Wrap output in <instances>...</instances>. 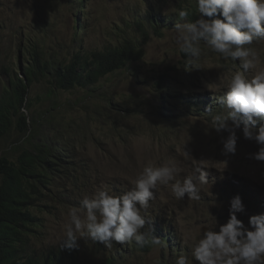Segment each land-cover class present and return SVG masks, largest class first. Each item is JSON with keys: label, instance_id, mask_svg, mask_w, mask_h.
I'll list each match as a JSON object with an SVG mask.
<instances>
[{"label": "rangeland", "instance_id": "obj_1", "mask_svg": "<svg viewBox=\"0 0 264 264\" xmlns=\"http://www.w3.org/2000/svg\"><path fill=\"white\" fill-rule=\"evenodd\" d=\"M243 2L211 23L205 0H0V96L21 75L25 36L68 61L128 36L144 50L91 95L74 89L47 99L48 84L30 88L32 109L50 111L79 166L46 191L32 250L72 244L75 264H97L103 253L122 255L121 264H264V0ZM192 6L196 22L185 14ZM160 77L170 88L195 84L187 100L205 104L194 112L168 105ZM178 91L177 102L186 96ZM29 133L5 137L0 153L31 150L38 137ZM156 232L176 238L168 249L184 250L175 261ZM114 240L122 249L108 247Z\"/></svg>", "mask_w": 264, "mask_h": 264}, {"label": "trees", "instance_id": "obj_2", "mask_svg": "<svg viewBox=\"0 0 264 264\" xmlns=\"http://www.w3.org/2000/svg\"><path fill=\"white\" fill-rule=\"evenodd\" d=\"M241 1L205 0L209 12L207 18L211 23H218L223 16L229 13L231 15V7L239 5ZM242 4H246L245 0ZM75 9L79 12L84 7L80 2ZM185 14L192 22L200 19L199 11L194 6ZM74 18L73 21H80L79 16ZM157 18L150 11L146 17L155 30L158 29V24L155 23ZM138 21L136 25L141 32L142 43H145L148 34L141 21ZM50 27L52 28L51 25ZM52 34L45 33V38L49 40ZM140 43L141 40L136 37L128 36L110 43L102 50L74 52L68 61L66 58L60 59L59 54L56 56L48 53L46 49H39L38 44L32 43L29 37L25 36V42H20L18 61L21 63L22 78L16 73L10 77L0 97V149L5 137L11 133L25 136L31 131L29 137L37 134L38 140L34 145L30 144L31 150L17 146L13 158L6 151L0 154V264H75L76 259V248L72 244H67L64 249L52 248L40 253L31 247V239L36 238L40 225L36 211H40V204L47 197L46 191H50L58 181L68 179L71 172L79 166L74 162L78 156L74 142L59 133L55 127L56 121L51 120L50 111L32 109L35 104L29 97L30 88L36 83L48 84L47 99L56 97L58 92L74 89H81L91 95L92 87L109 80L119 71L129 70L134 63L143 59L144 50ZM41 45L45 46L42 42ZM165 81V78L160 77L157 84L158 97L162 100L160 94L164 95L168 105L194 112L196 106L205 104V100L197 96L187 100L191 96L189 89L197 88L195 84L189 82L186 90L180 84L183 82L170 88L164 86ZM179 89L185 91L186 96L178 94L181 101L177 102L172 92H179ZM229 117H234V114H229ZM43 126L46 127L44 131ZM115 221V224L120 222L117 218ZM155 235L159 243L165 242L167 245L168 252H163V255L169 254L167 256L175 261L184 251L177 244L168 249V238L176 239L168 232L166 235L156 232ZM95 244L97 250L107 249L106 245L101 248L98 241ZM114 244L115 241H112L108 247L112 245L115 248ZM149 245L138 243L142 252H147ZM120 257L122 255L117 258L114 254L103 253L97 264H121Z\"/></svg>", "mask_w": 264, "mask_h": 264}, {"label": "clouds", "instance_id": "obj_3", "mask_svg": "<svg viewBox=\"0 0 264 264\" xmlns=\"http://www.w3.org/2000/svg\"><path fill=\"white\" fill-rule=\"evenodd\" d=\"M244 1V0H243ZM21 64V63H20ZM21 73V72H20ZM20 78H22V74L20 75ZM8 81H9V78H8V80H7V83H8ZM7 86H5L4 88H6ZM4 90V89H3ZM3 92V91H2ZM1 97V96H0ZM1 154V153H0ZM115 219H116V217H114L113 218V220L115 221ZM118 219V218H117ZM116 222V221H115ZM116 224H118V222L116 223ZM115 241V244H114V246H115V249H122V248H118L117 247V242H116V240H114Z\"/></svg>", "mask_w": 264, "mask_h": 264}, {"label": "water", "instance_id": "obj_4", "mask_svg": "<svg viewBox=\"0 0 264 264\" xmlns=\"http://www.w3.org/2000/svg\"><path fill=\"white\" fill-rule=\"evenodd\" d=\"M205 238H206V239H209V236L205 235Z\"/></svg>", "mask_w": 264, "mask_h": 264}]
</instances>
